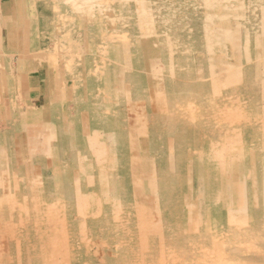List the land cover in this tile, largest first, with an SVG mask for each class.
<instances>
[{
    "label": "rangeland",
    "instance_id": "obj_1",
    "mask_svg": "<svg viewBox=\"0 0 264 264\" xmlns=\"http://www.w3.org/2000/svg\"><path fill=\"white\" fill-rule=\"evenodd\" d=\"M10 4L0 264H264V0Z\"/></svg>",
    "mask_w": 264,
    "mask_h": 264
},
{
    "label": "bare ground",
    "instance_id": "obj_2",
    "mask_svg": "<svg viewBox=\"0 0 264 264\" xmlns=\"http://www.w3.org/2000/svg\"><path fill=\"white\" fill-rule=\"evenodd\" d=\"M251 1H252V0H251ZM134 2H135V1H134ZM252 5H253V4H252ZM140 6H141V5H140ZM136 14H137V13H136ZM142 14H144V13H142ZM256 15H257V14H256ZM140 18H141V16H140ZM208 18H209V17H208ZM257 34H258V33H257ZM143 35H144V34H143ZM146 35H147V34H146ZM254 35H255V34H254ZM149 36H150V35H149ZM253 37H254V36H253ZM257 37H260V36H257ZM257 39H258V38H257ZM259 42H260V39H259ZM177 45H178V44H177ZM258 47H259V46H258ZM186 50H187V49H186ZM258 50H259V49H258ZM258 50H257V51H258ZM106 52H107V51H106ZM181 52H182V51H181ZM174 53H175V52H174ZM184 53H185V52H184ZM101 54H102V52H101ZM252 55H255V54L252 53ZM71 56H72V55H71ZM256 56H257V55H256ZM257 57H258V56H257ZM251 60H252V59H251ZM252 61H253V60H252ZM255 62H256V61H255ZM258 62H259V61H258ZM68 64H69V63H68ZM253 64H254V63H253ZM251 65H252V64H251ZM247 67H248V66H247ZM197 68H198V66H197ZM252 68H253V67H252ZM259 68H260V66H259ZM259 68H258V70H259ZM183 69H184V68H183ZM205 69H206V68H205ZM159 70H160V69H159ZM249 71H250V70H249ZM121 72H123V71H121ZM247 72H248V71H247ZM204 73H205V72H204ZM249 73H250V72H249ZM159 74H160V73H159ZM171 74H172V73H171ZM173 74H174V73H173ZM259 74H260V73H259ZM247 75H248V74H247ZM125 76H126V75H125ZM182 76H183V75H182ZM192 76H193V75H192ZM248 76H249V75H248ZM186 77H187V76H186ZM206 77H207V76H206ZM246 77H247V76H246ZM251 77H252V76H251ZM171 78H173V77L171 76ZM190 78H191V77H190ZM96 80H97V79H96ZM172 80H173V79H172ZM191 80H192V79H191ZM252 80H253V79H252ZM168 82H169V81H168ZM245 83H246V84H247V83L251 84L250 81H248V80H247ZM252 84H253V83H252ZM184 85H186V84H184ZM159 86H160V85H159ZM262 87H263V86H262ZM182 89H183V88H182ZM110 95H111V94H110ZM116 97H117V96H116ZM116 97H115V98H116ZM97 98H98V97H97ZM106 100H107V99H106ZM114 100H118V99H114ZM114 100H113V102H114ZM107 102H108V101H107ZM116 102H117V101H116ZM106 104H107V103H106ZM117 104H118V103H117ZM191 104H192V103H191ZM189 105H190V104H189ZM134 107H135V105H134ZM135 108H136V107H135ZM140 108H141V107H140ZM191 108H192V107H191ZM185 109H186V108H185ZM188 110L191 111L189 108H188ZM192 110H193V109H192ZM250 110H251V109H250ZM107 111H109V110H107ZM111 112H112V111H111ZM126 112H127V111H126ZM126 112H125V113H126ZM109 113H110V112H109ZM116 115H117V114H116ZM138 115H140V114H138ZM189 115H190V114H189ZM116 117H117L118 119H120L118 116H116ZM126 118H127V117H126ZM215 118H216V117H215ZM166 119H167V118H166ZM171 119H172V118H171ZM171 119H170V120H171ZM191 119H192V118H191ZM122 120H124V119H122ZM193 120H195V119L193 118ZM253 120H254V119H253ZM117 121H118V120L116 119V122H117ZM124 121H125V120H124ZM126 121H127V120H126ZM263 121H264V120H263ZM111 122H112V121H111ZM169 122H170V121H169ZM112 123H113V122H112ZM119 123H120V122H119ZM136 123H137V122H136ZM23 124H24V123H23ZM110 124H111V123H110ZM26 125H27V123H26ZM108 125H109V124H108ZM24 126H25V125H24ZM111 126H112V128H113V127L115 128V126H113L112 124H111ZM117 126H118V125H117ZM121 126H122V125H121ZM123 126H124V125H123ZM125 126H126V125H125ZM30 127H31V126H29V128H30ZM37 127H38V126H37ZM107 127H108V126H107ZM35 128H36V126H35ZM66 128H68V127H66ZM114 128H113V129H114ZM24 129H25V127H24ZM33 129H34V128H33ZM63 129H64V128H62V131H63ZM140 129H141V128H140ZM22 130H23V127H22ZM30 130H31V129H29L28 131H30ZM43 130H44V129H43ZM47 130H48V129H47ZM67 130H68V129H67ZM110 130H111V129H110ZM141 130H142V129H141ZM38 131H39V127H38ZM45 131H46V130H44L43 133H44ZM111 131H113V130H111ZM114 131H116V130H114ZM117 131H118V129H117ZM170 131H171V129H170ZM50 132H51V131H50ZM59 132H60V130H59ZM141 132H142V131H141ZM143 132H144V130H143ZM143 132H142V133H143ZM145 132H146V131H145ZM57 133H58V131H57ZM123 133H125V132L123 131ZM44 134H45V133H44ZM47 134H49V130H48ZM120 134H122V128H121ZM144 134H145V133H144ZM147 134H148V133H147ZM117 135H119V134L117 133ZM123 135H125V134H123ZM150 135H151V134H150ZM150 135H149V136H150ZM44 136L46 137V134H45ZM108 136H109V135H108ZM33 137H34V136H33ZM98 137H99V136H98ZM71 138L73 139V137H71ZM124 138H125V137H124ZM148 138H149V137H148ZM148 138H147V139H148ZM31 139H32V137H31ZM31 139H30V140H31ZM49 139H50V138H49ZM87 139H88V138H87ZM106 139H107V137H106ZM120 139H123V138L121 137ZM31 141H32V140H31ZM57 141H58V140H57ZM73 141H74V140H73ZM124 141H126V140H124ZM152 141H153V144H154L155 140H152ZM156 141H157V140H156ZM33 142H34V140H33ZM33 142H32V144H33ZM35 142H36V141H35ZM35 142H34V143H35ZM70 142H71V141H70ZM30 143H31V142H30ZM49 143H50V142H49ZM106 143H107V142H106ZM109 143H110V142H109ZM35 144H36V143H35ZM211 144H212V143H211ZM211 144H210V145H211ZM30 145H31V144H30ZM33 145H34V144H33ZM36 145H37V144H36ZM36 145L34 146V148L36 147ZM44 145H45V144H44ZM69 145H70V144H69ZM73 145H75V144H73ZM73 145H72V146H73ZM110 145H111V144H110ZM110 145H109V146H110ZM144 145H145V144H144ZM91 146H92V145H91ZM109 146H108V147H109ZM162 146H163V145H162ZM31 147H33V146H31ZM106 147H107V146H106ZM108 147H107V148H108ZM153 147H154V146H153ZM42 148H43V147H42ZM112 148H113V147H112ZM32 149H33V148H32ZM46 149H47V148H46ZM46 149H45V150H46ZM110 149H111V148H110ZM110 149H109V150L106 149L107 152L110 151ZM155 149H156V148H155ZM156 150H157V149H156ZM172 150H173V149H172ZM232 150H234V149L232 148ZM33 151H34V150H33ZM83 151H84V150H83ZM162 151H163V150H162ZM13 152H14V151H13ZM34 152H35V151H34ZM85 152H86V150H85ZM1 153H2V151L0 152V154H1ZM46 153H47V150H46ZM110 153H112V152H110ZM149 153H151V152H149ZM149 153H148V154H149ZM83 154H84V153H83ZM112 154H113V153H112ZM153 154H154V153H153ZM28 155H29V154H28ZM73 155H74V154H73ZM73 155H72V156H73ZM75 155H76V154H75ZM75 155H74V157H75ZM93 155H94V153H93ZM96 155H97V154H96ZM27 157H28V156H27ZM47 157H48V156H47ZM49 157H50V156H49ZM81 157H82V156H81ZM85 157H86V156H85ZM91 157H92V156H91ZM94 157H95V155H94ZM157 157H158V156H157ZM167 157H168V156H167ZM167 157H166V158H167ZM169 157H170V156H169ZM82 158H83V157H82ZM105 158H106V156H105ZM170 158H171V157H170ZM74 159H75V158H74ZM99 159H100V158H99ZM72 160H73V158H72ZM94 160H95V158H94ZM102 160H103V159H102ZM102 160H101V161H102ZM113 160H114V159H113ZM153 160H154V159H153ZM165 160H166V159H165ZM74 161L76 162V160H74ZM78 161H80V159H78ZM104 161H106V160H104ZM174 161H175V160H174ZM71 162H73V161H71ZM29 163H30V162H29ZM156 163H157V162H156ZM30 164H33V163L31 162ZM71 164H72V163H71ZM77 164H78V163H77ZM81 164H82V163H81ZM87 164H88V163H87ZM165 164H166V162H165ZM169 164H171V163H169ZM217 164H218V163H217ZM34 165H35V164H34ZM75 165H76V164H75ZM101 165H102V164H101ZM155 165H156V164H155ZM262 165H263V164H262ZM262 165H261V166H262ZM1 166H2V165H1ZM73 166H74V165H73ZM73 166H72V167H73ZM153 166H154V165H153ZM164 166H165V165H164ZM263 166H264V165H263ZM78 167H80V166H78ZM81 167H82V166H81ZM81 167H80V168H81ZM154 167H155V166H154ZM158 167H159V166H158ZM165 168H166V167H165ZM165 168H164V169H165ZM65 169H66V168H65ZM168 169H169V168H168ZM33 170H34V168H33ZM171 170H173V169L171 168ZM67 171H68V170H67ZM83 171H84V169H83ZM252 171H254V170H251V172H252ZM70 172H71V170H70ZM261 173H262V172H261ZM22 174H24V172H23ZM26 174H28V173H26ZM71 174H72V173H71ZM28 175H30V174H28ZM172 175H173V174H172ZM61 176H62V175H61ZM71 176H72V175H71ZM20 177H21V176H20ZM22 177H23V175H22ZM22 177H21V179H22ZM30 177H31V176H30ZM117 177H118V176H117ZM260 177H261V176H260ZM261 178H262V177H261ZM21 179H20V180H21ZM251 179H252V178H251ZM199 180H200V179H199ZM62 181H63V180H62ZM82 181H83V180H82ZM252 181H253V180H252ZM165 182H166V181H165ZM254 183H255V182H254ZM137 184H138V183H137ZM81 186H82V185H81ZM25 187H26V185H25ZM28 187H29V186H28ZM82 187H83V186H82ZM170 187H171V186H170ZM174 188H175V187H174ZM73 189H74V188H73ZM111 189H112V188H111ZM122 190H123V189H122ZM76 191H78V190L76 189ZM244 191H245V190H244ZM108 193H109V192H108ZM255 193H256V192H255ZM82 194H83V193H82ZM157 194H159V192H158ZM171 194H172V193H171ZM236 194H237V193H236ZM79 195H80V194H79ZM79 195H78V196H79ZM159 195H160V194H159ZM166 195H167V194H166ZM244 195H246V194H244ZM161 196H162V194L160 195V197H161ZM252 196H253V195H252ZM52 197H53V196H52ZM72 197H74V196H72ZM141 197H142V196H141ZM80 198H81V197H80ZM112 198H113V197H112ZM153 198H154V197H153ZM245 198H246V197H245ZM255 198H256V197H255ZM251 199H252V198H251ZM151 200H152V199H151ZM160 200H161V199H160ZM253 201H254V200H253ZM115 203H116V202H115ZM74 204H75V203H74ZM74 204H73V205H74ZM116 204H117V203H116ZM116 204H115V205H116ZM192 204H193V203H192ZM197 205H198V204H197ZM200 205H201V204H200ZM74 206H75V205H74ZM165 206H166V205H165ZM244 206H245V204H244ZM198 207H199V205H198ZM191 208H192V205H191ZM197 210L199 211L200 209H197ZM197 210H196V211H197ZM201 210H202V209H201ZM193 211H194V210H193ZM199 212H200V211H199ZM208 212H209V211H208ZM192 213H193V212H192ZM194 213H195V212H194ZM194 213H193V214H194ZM197 213H198V212H197ZM199 214H200V213H199ZM196 215H197L198 217H197V216H193V217H194V218L197 217L198 219L201 220V218H199V215H198V214H196ZM209 215H210V214H209ZM190 216H192V215H190ZM243 216H244V215H243ZM243 216H241V217H243ZM200 217H201V216H200ZM239 217H240V216H239ZM196 220H197V219H196ZM238 220H239V219H238ZM192 221H193V220H192ZM198 221H199V220H198ZM238 222H239V221H238ZM196 223H197V222H196ZM193 224H194V223H193ZM203 224H204V223H203ZM238 224H239V223H238ZM238 224H237V225H238ZM196 225H197V224H196ZM229 225H230V224H229ZM239 225H240V224H239ZM239 225H238V226H239ZM196 228H197V227H196ZM243 231H244V230H243ZM206 233H207V232H206ZM199 244H200V243H199ZM225 244H226V243H225ZM243 244H244V243H243ZM118 245H119V244H118ZM118 245H117V246H118ZM226 245H227V244H226ZM229 245H230V244H229ZM202 246H203V245H202ZM227 253H228V252H227ZM207 254H208V253H207ZM209 256H210V255H209ZM205 257H207V256H205ZM217 258H219V257H217ZM238 259H239V258H238ZM198 261H199V260H198ZM198 261H197V262H198ZM203 262H204V261H203ZM210 262H211V261H210ZM211 263H212V262H211ZM219 263H220V262H219ZM230 263H231V262H230ZM197 264H198V263H197ZM225 264H226V263H225Z\"/></svg>",
    "mask_w": 264,
    "mask_h": 264
},
{
    "label": "crops",
    "instance_id": "obj_3",
    "mask_svg": "<svg viewBox=\"0 0 264 264\" xmlns=\"http://www.w3.org/2000/svg\"><path fill=\"white\" fill-rule=\"evenodd\" d=\"M10 1H12V0H0V15L2 16V18L4 16H7V15H5V12L6 11L9 10V12H11V9H10L11 4H10Z\"/></svg>",
    "mask_w": 264,
    "mask_h": 264
}]
</instances>
